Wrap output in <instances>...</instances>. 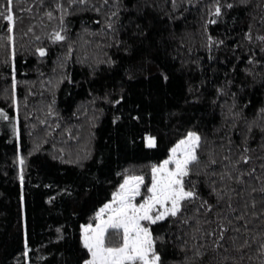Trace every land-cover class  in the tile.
I'll return each instance as SVG.
<instances>
[{"label": "trees", "instance_id": "16d2710c", "mask_svg": "<svg viewBox=\"0 0 264 264\" xmlns=\"http://www.w3.org/2000/svg\"><path fill=\"white\" fill-rule=\"evenodd\" d=\"M15 2L28 4V0ZM211 2L198 0L192 5L185 4L180 9L183 16L171 21L164 15L165 5L171 6L170 0H155L157 8L148 0L143 16L151 35L143 44L137 42L139 54L134 59L139 61L140 54L147 56L150 52L148 59L155 63L146 61L151 75H137L131 82L125 72L130 63L128 54L116 46H106L110 37L106 39L99 32L92 34L100 25L95 23L98 14L90 8L68 16L70 39L57 43L43 37L37 42L32 33L21 36L30 23L25 13L23 24L18 22L16 26L15 92L20 99L19 136L12 127L16 109L12 102L11 44L7 41V23L0 19V36L4 37L0 39V108L9 115L7 120L0 117V264H28L29 258L31 264H77L83 255L80 226L89 222L111 197L125 169L143 171L147 178L150 165L164 159L171 146L193 125L210 139L216 135L214 130L220 128L223 114L212 106V94L215 85L223 84L226 74L237 86L245 85L241 95L251 101L244 109L247 117L260 118L259 109L264 106V52L256 43L249 44L244 33L248 26H252L254 34L264 33L261 19L264 0L237 3L232 9H225V15L216 24H209L208 31L213 36L227 37V46H218L210 54L201 25ZM4 3L5 0H0V5ZM124 3L128 11L134 13V6L143 4L144 0H124ZM36 27V35L47 31L40 25ZM85 28L90 31L84 32ZM120 38L128 40L124 32ZM69 43L72 44L71 54L65 56ZM237 43L241 48L234 50ZM39 46L48 48L43 57L35 51ZM249 48L255 51L261 63L249 61ZM106 54L118 63L111 66L104 63ZM197 60L203 70L197 67ZM183 61H187L188 66L182 69ZM157 65L169 72L168 81L162 80ZM247 68L253 71H245ZM61 75L71 79L59 80ZM202 80L210 81L213 86L204 92L202 100L191 102L189 83L195 85ZM121 84L128 93L126 103L115 105L100 99L115 88L117 91L111 93L114 99ZM53 95L58 117L46 116L45 106ZM135 105L140 106L142 116L145 112H150L151 116L140 122L130 119L128 114L135 115ZM117 109H121L119 114L124 119L113 122ZM30 112L34 114L28 115ZM45 118L49 120L47 126L42 123ZM57 120L61 123L60 129L54 128ZM48 128L54 129L52 134L48 133ZM69 129L71 137L67 135ZM147 132L157 135L155 148L147 146ZM259 141L257 129L255 142ZM77 153H90L83 161V168L67 162ZM20 155L25 157L23 188L18 179ZM60 155L64 156L63 160L57 158ZM68 186L75 189L74 194L61 191ZM49 196L54 197L52 203H48ZM25 208L31 249L27 257L24 256L23 232ZM60 228L63 238L57 239ZM167 229L168 225L163 222L159 229L154 226L158 234ZM162 259L164 264H179L182 254L169 240L162 246Z\"/></svg>", "mask_w": 264, "mask_h": 264}, {"label": "snow or ice", "instance_id": "6c2138e0", "mask_svg": "<svg viewBox=\"0 0 264 264\" xmlns=\"http://www.w3.org/2000/svg\"><path fill=\"white\" fill-rule=\"evenodd\" d=\"M246 2L247 0H212L207 6L206 18L201 27L204 29V43L210 54L218 46H227V37L213 36L208 31V25L216 24L225 15V9H232L237 3ZM194 3H198V0H170L171 6L165 5L164 15L175 21L183 16L180 9L185 4ZM147 6L148 0H144L143 4L137 3L133 13L128 11L124 0H28L27 6L17 5L15 0H5L0 5V19L7 23V41L11 44L12 102L16 109L12 127L15 135L20 134V99L15 92L16 26L18 22L23 24L25 13L28 14L30 23L26 31L21 32V36L32 33L37 42L43 37L57 43L70 39L68 16L90 8L98 14L99 18L95 23L100 25L92 34L99 32L106 39L110 37L106 46H116L128 54L130 63L125 72L131 82L137 75H151L147 72V63H155L148 59L150 52L147 56L140 54L139 61L134 59L139 54L137 42L143 44L151 35L150 26L143 16V9ZM151 6L158 7L155 0H152ZM261 19L264 21V17ZM37 25L47 31L36 35ZM83 31L90 30L85 28ZM122 32L128 36V40L120 38ZM244 37L249 44L256 43L259 50L264 52V33L254 34L252 26H248ZM0 39L4 37L0 36ZM67 47L69 51L65 56H70L72 44L69 43ZM240 48L239 43L235 44L234 50ZM248 50L252 64L262 62L256 59L253 49ZM35 51L43 57L48 48L39 46ZM103 62L110 66L118 63L117 59L107 54ZM60 63L63 67V61ZM195 63L203 70L199 60ZM187 66L188 62L183 61L181 68ZM156 67L162 80L168 81L169 72L159 65ZM232 71L235 72V66ZM245 71L253 70L247 68ZM92 74L95 75L94 67ZM65 78L71 79L70 76L61 75L59 80ZM212 86L208 80L195 85L189 83L191 102L202 100L204 92ZM244 87L243 84L237 86L227 74L223 84L215 85L212 106L220 109L223 121L220 128L214 130L216 135L212 139L193 125L171 146L164 159L150 165V175L147 178L143 171L137 173L124 170L122 180L111 192V197L95 211L89 222L80 226L79 239L83 245V255L79 257L77 264H164L162 246L169 240L181 251L182 259L179 264H252L253 261L264 264V106L259 109V119H249L244 109L251 101H246L241 95ZM116 91L111 88L100 99L115 105L126 103L128 93L123 84L113 99L111 93ZM24 103L27 105L26 97ZM185 103L189 101L185 100ZM54 104L53 95L51 102L45 106L46 116H59ZM139 108V105H135V115L128 114L130 119L140 122L151 116L150 112H145L142 116ZM120 111L121 109H117L118 114L113 117V122L124 119L119 114ZM33 114L34 112L28 113L30 116ZM0 117L9 119L3 108H0ZM42 123L47 126L49 120L45 118ZM54 128H61L59 120L55 122ZM257 129L260 136L258 143L255 142ZM53 131V128H48L49 134ZM67 135L72 136L70 129L67 130ZM157 140V135L146 133L148 147L155 148ZM60 151L63 153L65 150L62 148ZM89 155L90 153H77L67 162L83 168V161ZM57 158L63 160L64 156ZM18 160V179L23 188L26 179L24 155H20ZM61 191L72 195L75 189L68 186ZM47 199L48 203H52L54 197L49 196ZM161 222L167 224L168 229L158 234L154 231V226L161 228ZM23 232L24 256L27 257L31 249L28 243L26 208L23 211ZM59 232L57 239L63 238V229L60 228ZM28 264H31L30 258Z\"/></svg>", "mask_w": 264, "mask_h": 264}]
</instances>
